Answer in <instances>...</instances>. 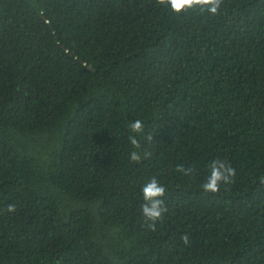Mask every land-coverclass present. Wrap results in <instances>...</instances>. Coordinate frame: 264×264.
Masks as SVG:
<instances>
[{
	"label": "trees",
	"instance_id": "1",
	"mask_svg": "<svg viewBox=\"0 0 264 264\" xmlns=\"http://www.w3.org/2000/svg\"><path fill=\"white\" fill-rule=\"evenodd\" d=\"M0 264H264V0H0Z\"/></svg>",
	"mask_w": 264,
	"mask_h": 264
},
{
	"label": "clouds",
	"instance_id": "2",
	"mask_svg": "<svg viewBox=\"0 0 264 264\" xmlns=\"http://www.w3.org/2000/svg\"><path fill=\"white\" fill-rule=\"evenodd\" d=\"M166 6L174 15H183L189 9H199L206 11L211 15H216L221 8L222 0H165ZM133 132H139L142 124L139 120L132 122L130 125ZM130 143L134 147H139L138 142L134 137H129ZM131 159L137 161L140 159L136 152H132ZM234 169L226 166L221 161H213L211 165V174L208 180L202 185L205 192H216L219 190L221 183H229L234 176ZM165 189L159 185L158 181L153 178L147 183L143 190V199L146 203L142 206V213L147 221H150V227H154L164 209L162 207L163 201L160 199L164 195ZM9 212L14 211L13 206H9ZM185 243L188 242V237L182 238Z\"/></svg>",
	"mask_w": 264,
	"mask_h": 264
},
{
	"label": "water",
	"instance_id": "3",
	"mask_svg": "<svg viewBox=\"0 0 264 264\" xmlns=\"http://www.w3.org/2000/svg\"><path fill=\"white\" fill-rule=\"evenodd\" d=\"M51 26H52V25H51ZM62 47H64V44L62 45ZM78 60H79V61H82V59H81V58H79ZM88 67L90 68V66H88Z\"/></svg>",
	"mask_w": 264,
	"mask_h": 264
}]
</instances>
